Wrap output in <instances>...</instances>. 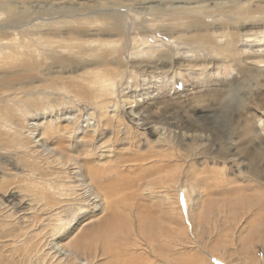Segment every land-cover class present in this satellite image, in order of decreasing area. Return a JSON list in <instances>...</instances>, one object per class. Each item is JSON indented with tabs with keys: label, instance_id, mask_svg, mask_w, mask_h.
<instances>
[{
	"label": "rangeland",
	"instance_id": "rangeland-1",
	"mask_svg": "<svg viewBox=\"0 0 264 264\" xmlns=\"http://www.w3.org/2000/svg\"><path fill=\"white\" fill-rule=\"evenodd\" d=\"M231 1L0 0V27L8 29L0 42L80 40L89 50L85 58L56 53L73 64L44 54L48 64L32 72L19 67L29 59L14 46L0 48V76L9 81L0 92V264H264V212L241 206L246 196L264 197V53L242 38L264 31V0H249L258 23L245 25L232 22L245 21L238 11H216L245 0ZM88 2L95 7L82 10ZM11 6L27 17L10 26ZM113 12L123 35L107 31ZM70 27L83 29L68 35ZM206 37L237 39L229 49ZM111 72L117 76L104 82ZM43 121L60 131L38 141ZM117 154L159 157L139 171L118 165L123 177L110 168ZM85 162L100 168L102 186H91L114 188L117 203L101 192L100 205L87 198ZM142 198L148 207L154 201L147 231L102 225L112 209H136ZM77 237L87 251L76 259Z\"/></svg>",
	"mask_w": 264,
	"mask_h": 264
},
{
	"label": "bare ground",
	"instance_id": "bare-ground-1",
	"mask_svg": "<svg viewBox=\"0 0 264 264\" xmlns=\"http://www.w3.org/2000/svg\"><path fill=\"white\" fill-rule=\"evenodd\" d=\"M136 1V0H135ZM170 1V0H169ZM242 1V0H241ZM240 1V2H241ZM168 2V1H167ZM232 3L234 2V0H232L231 1ZM89 3V2H88ZM87 3V4H88ZM225 3H227L226 1H222V2H219V6H224V4ZM90 5H83L82 6V10H91L92 8H94L95 7V5L94 6H91L92 4L91 3H89ZM0 7H2V6H0ZM252 3L249 1V0H245V1H243L242 2V4H241V6H238V7H235V9H233L234 7H230V8H227V9H220V10H216L217 12H220L221 10V12H222V14L223 15H228L230 18H231V14L233 15L234 14V12H236L237 13V11H238V13H240L241 15H243V16H245V21H241L240 20V17L239 16H236L235 17V19H233L232 20V22L233 23H237V24H243V25H245L246 23L248 24V23H251V22H253V23H255V22H257V20H258V18H256L255 16H252L251 14H252V12H253V10H252ZM4 8H6V10L8 11V13H7V20H6V24H8V25H12V24H17V23H20V21L22 20V19H24L25 17H27V16H24L23 15V13L22 12H20V11H18L16 8H13L12 6L11 7H4ZM232 8V9H231ZM233 13H232V12ZM165 12V11H164ZM70 13V12H69ZM26 14V13H25ZM68 14V13H67ZM111 14V13H110ZM158 14V13H157ZM30 15V14H29ZM236 15V14H235ZM99 16H103L104 18H110V16H111V18H112V23H109L110 25L108 26L109 27V29L107 30V31H113V32H117V33H119V34H121L122 33V35L124 34V30H123V25H122V22H121V14L120 13H112L110 16H109V14H106V13H99ZM234 16V15H233ZM31 17V16H30ZM110 18V19H111ZM29 19V18H28ZM243 19V18H242ZM259 20H261V21H264V18H259ZM25 22V21H24ZM199 22H204L201 18H199V19H196V21H195V23H199ZM23 23V22H22ZM258 23V22H257ZM166 25H168V24H166ZM192 25V24H191ZM18 26V25H17ZM5 27H7V26H5ZM68 27V26H67ZM167 27V26H166ZM9 28V27H8ZM173 29H174V27H172ZM172 28H170V29H172ZM80 29H83V28H80V27H70L68 30V32H67V34L69 35L70 33L71 34H78L80 31H82V30H80ZM172 29V31H175V29L173 30ZM103 30H105L106 31V28H103ZM8 31V29L6 28H4L3 29V27H0V35L1 34H4V33H6ZM59 32V31H58ZM70 32V33H69ZM234 32V31H233ZM66 33V32H65ZM235 34V33H234ZM57 34H55V36H56ZM75 35V37H69L70 39H79L80 37H77ZM233 35V34H232ZM231 35V36H232ZM72 36V35H71ZM208 36V35H207ZM243 37V39L244 40H246V43H245V47H247V49L248 50H258L259 52H260V50H262L260 53H264V31H259V33H257V32H253V31H250V30H248V31H246L245 33H243V35H242ZM203 37V36H202ZM240 37V36H239ZM200 39H201V37H200ZM205 39V38H204ZM206 41H207V43H209V44H214V43H218V42H215L214 40H212V39H210V38H207L206 37ZM237 38H235V37H233L232 39L230 38H228V39H225V41L224 42H222V39L221 40H219L220 41V44H224V43H227V45L229 46V49H230V46H233L234 47V45H233V43L235 42V40H236ZM147 42V41H146ZM107 43H109V42H107ZM107 43H101L100 45H101V47L103 48V49H105L104 47H106V49H109V46H106L107 45ZM110 43H113V42H111L110 41ZM219 43L217 44V45H220ZM12 46H14V49H11V51L14 53V54H17V55H21V57H27L29 60L28 61H26V62H22V64H20L19 65V67L21 68V69H23L24 68V66L26 67V68H28V70H30V71H32V72H34V71H37V70H40L41 69V67L44 65V63H46V64H48V62H46L44 59H45V57H44V54L45 55H49V54H54L55 55V57H53V63L54 64H56V63H58V61H59V63H66V62H70L71 64H73L74 63V60L76 59L75 57H73V58H68V57H66V56H59L58 57V55L56 54L58 51H62V50H64L63 52H73V50H77L79 53H76L75 54V56L76 57H78V58H85V53L86 52H88L89 50L86 48V46H87V44H86V42H84V41H80V40H77V41H75V42H65L63 39H61V40H54V41H50V42H48V41H46V40H44V41H41L40 42V44L38 45H36V48H34L33 46H34V43L31 41H29V40H27V39H25V40H17L16 39V42H14V43H12L11 44ZM11 45H8L7 43H3V42H0V48H2V47H4L5 48V46L6 47H10ZM141 45H143V44H140L138 47H140ZM12 46H11V48H12ZM45 47V48H44ZM215 48V51L217 50L218 51V47H214ZM263 48V49H262ZM15 49H16V51H15ZM93 49V48H92ZM115 51H117L118 53H120L121 52V50H116L115 49ZM1 55H2V53H0ZM259 54V53H258ZM53 55V56H54ZM108 55V54H107ZM107 55L106 54H102V57H107ZM6 56H5V54H3L2 55V58H5ZM257 57V56H256ZM46 58H48V57H46ZM12 59H14V57H12ZM8 67V66H7ZM107 79H104V82L106 81V80H108V81H111L115 76H117V74H113L112 72L111 73H108L107 74ZM31 77V76H30ZM7 82H9L7 79H6V77L5 76H3V75H1L0 76V92H1V89L3 88V85L5 84V85H8L7 84ZM4 85V86H5ZM247 87V86H246ZM3 90H5V89H3ZM4 93V92H3ZM6 93V92H5ZM4 95V94H3ZM1 96V95H0ZM4 97V96H3ZM3 100V99H2ZM33 103V102H32ZM36 104V103H35ZM34 104V105H35ZM133 112V111H132ZM7 114V113H6ZM5 115V113H4V110H3V105L1 104V106H0V117H3ZM44 122V121H43ZM42 122V123H43ZM53 122V121H52ZM104 124L105 125H108V124H106V122H104ZM121 124V123H120ZM138 124H140V122H138ZM36 125V124H35ZM33 129V132L35 131V130H37L38 131V129L36 128V127H33L32 128ZM56 131H60V129L58 128V127H56V126H54V124H52L51 122H44L43 123V125H42V130H40V132H37L36 134H35V138H36V140L38 139V141H42V139L44 138V139H48L49 137H50V135H52V133L53 132H56ZM93 131H97L96 129H92L91 131H90V133L92 134V132ZM94 133V132H93ZM120 138V137H119ZM118 137L116 138L117 139V141H118V139H119ZM122 138L123 139H125V138H128V137H123L122 136ZM47 141L45 140V142H43V143H45L46 145H47V143H46ZM134 142L132 141L131 142V145L133 144ZM134 145V144H133ZM132 145V146H133ZM260 149H262V148H260ZM128 153H130V152H128ZM249 153H251V152H249ZM259 153V151H257V149H255V153H251L252 155H255V154H258ZM59 156H61L62 158H65L63 155H61V154H59V153H57ZM224 154V153H223ZM124 155V154H123ZM126 155V154H125ZM262 155V154H261ZM153 157H159V156H157V155H152V154H139V155H134L133 156V154L131 155V157H129L128 159H126V157H125V159L124 158H122L121 156H119L118 154L117 155H115V160H116V162L118 163H116V165H112L111 166V164L109 165V166H111L110 168H111V170H113V171H115V170H117V174L119 175V176H121L123 173L122 172H124V170H120L119 169V166L118 165H131V166H135V165H138V168H134L135 170H137V171H139V169H141V166H142V164H147V163H149V162H151L152 160V158ZM255 157V156H254ZM253 158V157H252ZM112 159V158H111ZM263 159V158H262ZM113 160V159H112ZM114 161V160H113ZM81 166H84V170L86 169V168H88V171H86V174H87V176H88V179L86 178V176L85 175H83V177H84V179L87 181V184H86V195H87V198L88 199H90V200H93V201H95L98 205H100V202H101V195H100V193L99 192H101L102 194H103V196H105V199H106V201H105V203L106 204H110V203H114V202H116L117 203V201H116V198H115V195H114V192H113V190H114V188H110V190H109V188L108 189H106V191H107V193H103V191L104 190H95L92 186H91V183H97L98 184V186H102L101 184H99V183H102V182H100V178H101V174H100V168L98 167V166H95L94 167V169L93 168H91L89 165V163L88 162H85V163H81L80 164ZM103 169H105V167H103ZM142 170V169H141ZM144 170V169H143ZM109 171V170H108ZM136 171V173H138ZM158 171V170H157ZM162 171V170H161ZM83 173V172H82ZM84 174V173H83ZM125 174V173H124ZM128 174H130V173H128ZM135 174V173H134ZM133 174V175H134ZM143 174V173H142ZM190 174V173H189ZM257 174L258 173H256V169H255V167L253 168V173H252V175H254V176H257ZM259 175V174H258ZM123 176V175H122ZM126 176V175H125ZM125 176H123V177H125ZM138 176L139 177H142V175L141 174H138ZM145 176V175H144ZM128 177V176H127ZM131 179V178H130ZM128 180V179H126V182H128L129 181V183H128V185H127V187H129L128 189H129V192H133L134 191V193H136L138 196L140 195V193H139V190H137L136 189V187H137V185H136V183L135 182H133L132 180ZM132 179H134L135 181L136 180H139L138 179V177H137V175L136 176H134V177H132ZM189 179H190V177H189ZM188 179V180H189ZM199 179V178H198ZM223 180V179H222ZM141 181V180H140ZM199 181V180H198ZM221 182V181H220ZM224 182V181H223ZM194 183V182H193ZM136 185V186H135ZM191 185V184H190ZM195 185H199V184H196L195 183ZM133 186H135V187H133ZM194 186V185H193ZM217 186H222V183H218L217 184ZM238 187H240V186H238ZM254 187V186H253ZM253 187H252V189H253ZM257 187V186H256ZM138 188V187H137ZM193 188V187H192ZM194 188H195V186H194ZM202 188V186H200V189ZM226 189V187H224L223 186V190H225ZM232 189V188H231ZM242 188H238V192L241 190ZM246 191V190H245ZM247 192H249V191H247ZM43 194L45 195V196H47V194L45 193V192H43ZM105 194V195H104ZM256 194H258V193H256ZM264 194V193H263ZM244 196H246V194L244 195ZM257 197H255V199H254V202H251L250 201V197L251 196H249V197H245V199H244V202L241 204V206H243L244 207V209L247 211L248 209H250L251 207H248V205H249V203H251L252 204V206H254L256 209H258L259 211L260 210H263L262 212H264V197L262 196V195H256ZM144 198H142V201L140 202V204H138V206H137V208L136 209H124V210H121V205L120 206H118L119 208H120V210L118 211V208L117 207H115L114 209H112V211L110 212V214L107 216V221H105V222H103V224L102 225H104V224H109L111 227H110V229L111 230H113V231H116V233L117 232H119V233H123L124 235H127L128 234V232H131V229L130 228H132V226L133 225H135L136 226V228L137 229H139V231H141V233H143V232H145V231H147V229H148V226H147V223H146V221H147V219L150 217V214L152 213L151 211V209H152V205H154V201L152 202V205H150V207H148V205H147V202L146 201H144L143 200ZM153 200V199H152ZM61 203V202H60ZM235 203V202H234ZM240 203V202H239ZM199 204V203H198ZM238 204V202L236 203V205ZM192 205V204H191ZM194 206V205H193ZM154 207V206H153ZM203 207V206H202ZM195 208V207H194ZM242 214V213H241ZM129 215V216H128ZM198 215V214H197ZM172 221V220H171ZM164 228H166L167 229V227H164ZM146 229V230H145ZM165 230V229H164ZM167 232H168V230L165 232V233H163V235H165V234H167ZM103 234V233H102ZM150 234H152V233H150ZM149 234V235H150ZM256 234V233H255ZM158 235V234H157ZM102 238H104L103 239V241H101V244L102 243H104V245L106 246V240H107V237L106 236H104V237H102ZM149 238L151 239V236H149ZM81 239H79V237H77V240L73 243V246H72V253L74 252L75 253V258L77 259L78 257L80 258V256H79V253L81 252V250L82 251H87V248H86V244L84 245L83 243H81ZM87 243V242H86ZM89 243V242H88ZM254 244V243H253ZM56 245H59L58 243H56ZM59 247H61V249H64V247H62V246H59ZM68 254V253H67ZM191 258V257H190ZM193 258V257H192ZM125 262H127V261H125ZM188 263H189V261H187ZM127 263H129V262H127ZM193 263V262H192ZM130 264H133L132 262L130 263ZM185 264V263H184ZM194 264V263H193Z\"/></svg>",
	"mask_w": 264,
	"mask_h": 264
}]
</instances>
